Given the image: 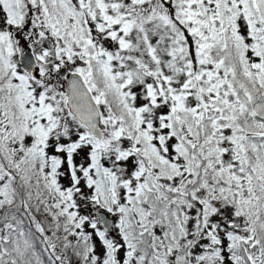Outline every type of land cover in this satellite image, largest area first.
Wrapping results in <instances>:
<instances>
[{"label":"snow or ice","instance_id":"snow-or-ice-1","mask_svg":"<svg viewBox=\"0 0 264 264\" xmlns=\"http://www.w3.org/2000/svg\"><path fill=\"white\" fill-rule=\"evenodd\" d=\"M0 264H264V0H0Z\"/></svg>","mask_w":264,"mask_h":264}]
</instances>
